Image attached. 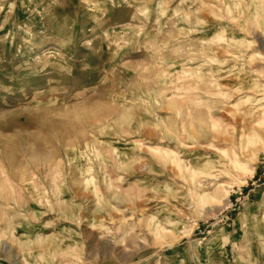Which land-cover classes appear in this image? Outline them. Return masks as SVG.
Wrapping results in <instances>:
<instances>
[{"label": "rangeland", "instance_id": "rangeland-1", "mask_svg": "<svg viewBox=\"0 0 264 264\" xmlns=\"http://www.w3.org/2000/svg\"><path fill=\"white\" fill-rule=\"evenodd\" d=\"M0 264H264V0H0Z\"/></svg>", "mask_w": 264, "mask_h": 264}]
</instances>
